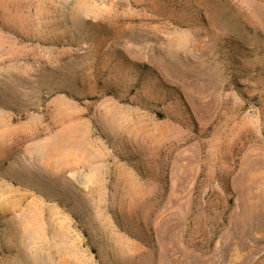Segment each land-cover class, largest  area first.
Segmentation results:
<instances>
[{"label":"rangeland","instance_id":"1","mask_svg":"<svg viewBox=\"0 0 264 264\" xmlns=\"http://www.w3.org/2000/svg\"><path fill=\"white\" fill-rule=\"evenodd\" d=\"M0 194V264H264V0H0Z\"/></svg>","mask_w":264,"mask_h":264},{"label":"bare ground","instance_id":"2","mask_svg":"<svg viewBox=\"0 0 264 264\" xmlns=\"http://www.w3.org/2000/svg\"><path fill=\"white\" fill-rule=\"evenodd\" d=\"M3 184V183H2ZM7 185V184H6ZM2 186V185H1ZM4 186V185H3ZM6 187H8V188H10L9 187V185H7ZM7 188V189H8ZM17 189V188H16ZM13 192V191H12ZM15 192V191H14ZM19 193V192H18ZM3 194V193H2ZM2 194H0V195H2ZM22 194V193H21ZM26 194V193H25ZM19 195V194H18ZM23 195H24V193H23ZM8 196V195H7ZM15 196V195H14ZM5 198V197H4ZM8 198V197H7ZM5 200H6V198H5ZM3 201V200H2ZM11 203V202H10ZM37 203V202H36ZM35 203V204H36ZM40 205V204H39ZM4 208V207H3ZM33 208H34V206H33ZM22 209V208H21ZM32 209V208H31ZM19 210V209H18ZM29 210V209H28ZM35 210V209H34ZM20 212V211H19ZM33 211H31V213H32ZM14 213V212H13ZM29 213V212H28ZM20 214V213H19ZM30 214V213H29ZM33 214V213H32ZM38 215V214H37ZM19 216V215H18ZM35 216V215H34ZM33 217V216H32ZM38 218V217H37ZM36 218V219H37ZM29 219V218H28ZM35 219V220H36ZM39 221V220H38ZM24 222V221H23ZM30 222H32L31 220H30ZM35 223H37L36 221H35ZM35 223H33V224H35ZM24 226V225H23ZM41 226V225H40ZM35 228V227H34ZM42 228V227H41ZM30 228H28V230H29ZM32 229H33V227H32ZM40 229V228H39ZM42 230H43V228H42ZM34 231V230H33ZM36 231V230H35ZM40 233V232H39ZM43 233V232H42ZM29 234V233H28ZM35 234V233H34ZM33 234V235H34ZM43 236V235H42ZM40 237V236H39ZM31 238H32V236H31ZM43 238V237H42ZM44 239V238H43ZM35 240V239H34ZM21 241L23 242V243H26L27 241H28V238H27V236L25 235V234H23L22 236H21ZM31 241H32V239H31ZM42 241V240H41ZM31 244V243H30ZM38 244V243H37ZM42 245V244H41ZM36 247V246H35ZM39 247V246H38ZM40 248V247H39ZM19 250V249H18ZM36 254V253H35ZM34 255V254H33ZM36 257V256H35ZM34 257V258H35ZM39 257V256H38ZM37 258V257H36ZM36 260H38V259H36ZM35 260V261H36ZM39 261V260H38ZM41 262V261H40Z\"/></svg>","mask_w":264,"mask_h":264}]
</instances>
